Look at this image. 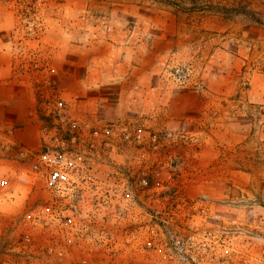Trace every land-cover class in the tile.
Returning <instances> with one entry per match:
<instances>
[{
  "label": "rangeland",
  "instance_id": "obj_1",
  "mask_svg": "<svg viewBox=\"0 0 264 264\" xmlns=\"http://www.w3.org/2000/svg\"><path fill=\"white\" fill-rule=\"evenodd\" d=\"M198 1L0 0L17 78L76 107L102 94L154 162L135 205H93L78 234L0 150V264H264V26Z\"/></svg>",
  "mask_w": 264,
  "mask_h": 264
},
{
  "label": "built area",
  "instance_id": "obj_2",
  "mask_svg": "<svg viewBox=\"0 0 264 264\" xmlns=\"http://www.w3.org/2000/svg\"><path fill=\"white\" fill-rule=\"evenodd\" d=\"M49 90V94L35 92L37 148L0 134L1 152L15 163L5 178L16 186H34L55 202H64L73 229L78 234L95 233L101 214L93 205H135L154 162L149 154H142L136 120L78 111L73 103ZM94 188H101L103 195L94 191L98 197H89L87 191Z\"/></svg>",
  "mask_w": 264,
  "mask_h": 264
},
{
  "label": "crops",
  "instance_id": "obj_3",
  "mask_svg": "<svg viewBox=\"0 0 264 264\" xmlns=\"http://www.w3.org/2000/svg\"><path fill=\"white\" fill-rule=\"evenodd\" d=\"M6 53H0V134L28 148L39 146V119L34 91L17 78ZM78 111L111 116L112 106L95 95L85 104H79Z\"/></svg>",
  "mask_w": 264,
  "mask_h": 264
},
{
  "label": "trees",
  "instance_id": "obj_4",
  "mask_svg": "<svg viewBox=\"0 0 264 264\" xmlns=\"http://www.w3.org/2000/svg\"><path fill=\"white\" fill-rule=\"evenodd\" d=\"M191 9L223 18L242 16L252 24L264 26V0H201L194 2Z\"/></svg>",
  "mask_w": 264,
  "mask_h": 264
}]
</instances>
